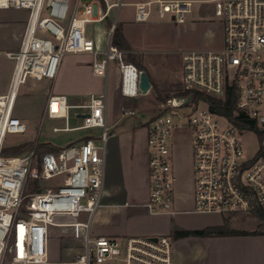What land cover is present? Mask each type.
<instances>
[{"label": "built area", "instance_id": "built-area-1", "mask_svg": "<svg viewBox=\"0 0 264 264\" xmlns=\"http://www.w3.org/2000/svg\"><path fill=\"white\" fill-rule=\"evenodd\" d=\"M198 3H214L224 43L217 49L184 51L181 84L219 99L232 90L237 108L228 116L213 111L204 100L190 112L182 109L187 106L185 97L161 102L171 115L158 113L145 122L150 175L145 207L150 213L175 212L172 137L177 127L186 126L193 136L195 172L190 211L223 215L264 208V0H0V9L29 11L20 48L8 52L15 60L10 88L0 94V264H177L178 244L205 235L193 231L91 236V220L101 204L110 136L106 91L78 105H71L64 94H50L44 112V116L66 120L64 127L54 126V131L101 128L102 143L88 134L40 157L38 139L26 154L2 152L8 134H23L28 128L27 120L13 112L21 85L28 80H54L67 53L92 54L93 73L105 78L110 62H117L122 93L127 97L142 93V70L125 61L124 51L113 41L123 5L134 6L136 21L170 17L184 22ZM97 22L108 24L103 49L88 34V25ZM72 109L82 119L77 126L69 123ZM124 113L134 115L135 111ZM30 178L36 191L26 194ZM27 196L31 198L25 202ZM82 212L88 213L85 222L77 220ZM56 216L69 217L66 224L83 241L84 251L69 261L51 260V227L65 223Z\"/></svg>", "mask_w": 264, "mask_h": 264}, {"label": "rangeland", "instance_id": "rangeland-1", "mask_svg": "<svg viewBox=\"0 0 264 264\" xmlns=\"http://www.w3.org/2000/svg\"><path fill=\"white\" fill-rule=\"evenodd\" d=\"M72 2V0H70ZM132 2L135 0H125ZM134 6L125 4L119 13L118 25H122L123 33L130 43L131 52L137 55L140 62L146 67L152 88L147 92H142L137 97H126L121 91V71L117 62L111 61L107 79L97 78L106 91L107 113L109 135L113 131L111 126L112 118L120 117L119 126L116 130L124 128L131 132L135 128L137 135H142V125L150 117L158 113L171 115V112L164 109L161 101L156 97L155 87L160 89L174 88L180 84L182 79V59L184 51L191 49H217L223 46L224 32L222 21L214 12V3L195 4L194 10L188 15L184 22H175L172 18L152 17L147 21H136L134 19ZM115 14V10L112 15ZM108 24L105 22L91 23L88 25V34L96 41L100 49L106 47V34ZM124 54L127 53L123 50ZM89 58L67 53L61 59V65L81 62L79 76L87 83H92L95 76ZM60 65V67H61ZM47 81V80H45ZM28 80L21 85L14 105V115L24 116L28 119L27 131L23 134H8L5 148L21 143L23 141H33L50 143L56 147H63L73 142H78L88 134H94L98 143H102L100 134L102 129H74L69 131H54V126L64 127V118H50L42 114L44 103L49 95L51 82ZM183 86V85H182ZM184 87V86H183ZM53 92H57L55 89ZM133 109L134 115L124 112ZM185 111H192V106L182 108ZM72 109L70 126H77L82 123V119L75 116ZM124 113V115H123ZM130 130V131H129ZM140 131L142 133H140ZM102 135V134H101ZM141 138V137H140ZM37 142V143H38ZM193 136L191 130L186 127H177L172 137V165L175 175L174 181V206L173 210H181L178 204L184 201V209L192 210L194 207V178L193 169ZM34 147V146H32ZM32 147L22 151V155L29 152ZM47 152V151H46ZM45 153V152H44ZM150 179V175H149ZM34 179L30 178L25 190L26 194L36 191ZM104 193L101 201H103ZM31 196L25 198L27 202ZM181 208V209H180ZM129 214L124 219L123 208L100 204L91 220V236L106 235L108 237L121 238V235L107 234L108 230L114 226H125L128 233L135 232L137 236H157L166 234L165 229H184L180 225V218L187 217L189 228L196 231L200 224L220 223L225 220L232 228L246 229L250 232L264 230V221H261L252 212L235 214H200L192 211L176 215L167 213H150L148 209L140 205L131 206ZM126 216V215H125ZM56 220H62L64 225L53 226L50 230V256L52 261L64 262L73 259L78 253L83 252L82 238L73 235L72 227L67 225L71 219L64 216H56ZM88 213L82 212L78 221H87ZM175 232V231H174ZM172 232V234H174ZM213 247L217 254L226 257L224 264H264V234H252V236H226L216 237L213 240ZM222 264V263H221Z\"/></svg>", "mask_w": 264, "mask_h": 264}, {"label": "crops", "instance_id": "crops-1", "mask_svg": "<svg viewBox=\"0 0 264 264\" xmlns=\"http://www.w3.org/2000/svg\"><path fill=\"white\" fill-rule=\"evenodd\" d=\"M28 15L29 11L27 9H0V94L7 93L10 88L15 67V60L8 56V52L17 51L20 48ZM78 55L89 58L88 60L91 62L88 66L92 69V54L78 53ZM60 65L57 76L54 80H35L51 82L49 95L53 93L64 94L67 96L68 102L71 105H78L87 103L92 94H100L103 92L104 89L101 86V81L97 79L101 78V76L95 75L93 71L92 74L96 78L92 83H87L80 78V67L83 66L81 62L70 63L69 65L62 63L61 67ZM151 88L152 84L150 89ZM55 89H57V92H53ZM48 97L42 110L43 115L48 102ZM24 118L28 122V119L26 117ZM119 121L120 117L112 118L110 124L113 126V131L106 143V164L102 192V194L104 193V196L103 201H101V205L104 204L123 208L125 219V217L129 214L128 210L131 206H145L149 197L150 180L148 167L147 128L144 123L141 127L143 132L141 136L137 135L135 128L132 129L131 132L124 130V128L116 130L119 126ZM142 132L140 131V133ZM178 204L182 207V209L180 208L181 210H174L175 212L167 214L176 215L179 212L187 214V212L191 210L187 211L184 209L186 205L184 201H181L180 203L178 201ZM180 222L181 223L178 224L184 225V229L170 230L169 228L165 229L164 232L166 234H172V232H176L178 230H187L190 232L193 230L185 229V227L189 228V224H187L189 222L187 217L182 216L180 218ZM221 224H223V221L220 223L200 224L201 227L196 231H201L209 226ZM106 233L121 235L122 237L138 235L135 232L128 233L125 226H114ZM252 234L255 233L250 232V234L247 235L234 236H252ZM216 237L226 236H212L205 234L185 238V240L182 241L183 243L181 242L178 244L176 253L177 264H224L226 257L224 258V256L217 254L213 247V240Z\"/></svg>", "mask_w": 264, "mask_h": 264}, {"label": "trees", "instance_id": "trees-1", "mask_svg": "<svg viewBox=\"0 0 264 264\" xmlns=\"http://www.w3.org/2000/svg\"><path fill=\"white\" fill-rule=\"evenodd\" d=\"M114 43L121 49L126 50L127 53L124 54V60L127 62H133L137 65V67L140 70H145L147 73L146 67L140 62V59L132 53L130 43L126 39L123 30L122 25H118L115 29L114 36H113ZM149 75V73H148ZM155 93L156 97L161 101L164 102L167 99H169L172 96H179V97H190V102L185 104L188 106H192L193 109L196 107L199 101L204 100L208 102L210 108L218 113H222L225 115H233L234 111L237 108L236 105V95L234 91H230L225 99H219L216 97H213L209 94H206L202 91L198 90H192V89H186L182 86L181 82L180 84H177L174 88L167 89H160L157 86L155 87ZM241 118L244 119V114H240ZM239 124V122H236ZM33 146V141H23L21 143L12 145L9 148H3V154H19L22 151L30 148ZM58 147L51 145L50 143H42L38 142L36 146V153L40 157L44 152L56 150ZM258 217L261 221H264V208H256L252 211ZM205 234H209L212 236H234V235H247L250 234L249 231L244 229H237L232 228L228 225V222L225 220L223 224L221 225H213L209 226L203 230ZM190 231L187 230H178L175 233H188ZM193 232V231H191ZM255 234H264V230L262 231H254Z\"/></svg>", "mask_w": 264, "mask_h": 264}, {"label": "water", "instance_id": "water-1", "mask_svg": "<svg viewBox=\"0 0 264 264\" xmlns=\"http://www.w3.org/2000/svg\"><path fill=\"white\" fill-rule=\"evenodd\" d=\"M151 87V82L149 80V75L148 73L145 71V70H142L141 71V74H140V88H141V91L144 93V92H147ZM190 101V97L186 98V104L189 103Z\"/></svg>", "mask_w": 264, "mask_h": 264}]
</instances>
